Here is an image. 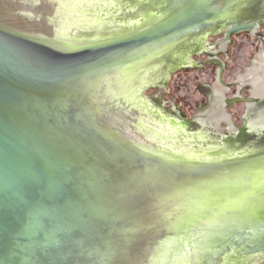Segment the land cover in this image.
I'll use <instances>...</instances> for the list:
<instances>
[{
  "label": "water",
  "instance_id": "obj_1",
  "mask_svg": "<svg viewBox=\"0 0 264 264\" xmlns=\"http://www.w3.org/2000/svg\"><path fill=\"white\" fill-rule=\"evenodd\" d=\"M22 1L25 10L42 4ZM249 1L150 0L156 6L150 22L87 43L58 32L55 18L6 12L46 23L45 34L0 16V264H129L145 245L142 264H167L212 222L228 231L195 262L264 257V153L193 160L118 130L121 138L114 137L103 122L114 110L137 108L165 125L142 84L150 57L196 36L228 32L231 39L255 30L236 20ZM179 60L169 74L180 69ZM119 71L117 88L125 95L107 87L95 100L91 82L107 84Z\"/></svg>",
  "mask_w": 264,
  "mask_h": 264
},
{
  "label": "rangeland",
  "instance_id": "obj_2",
  "mask_svg": "<svg viewBox=\"0 0 264 264\" xmlns=\"http://www.w3.org/2000/svg\"><path fill=\"white\" fill-rule=\"evenodd\" d=\"M114 3L118 7L109 5L112 4L111 1L88 0V4L83 6L79 5V7L77 6L78 0H59L56 15L58 16L60 12L65 13V10L66 13L71 12L70 8H73V10L78 12L76 18L78 16H84L86 19L82 20L80 23H75V27H72L74 29L73 32L69 33L67 37L76 42L87 43L98 39L118 37L136 30L138 27H129L126 23L130 22L132 19H135V21L141 19L145 20V18L148 19L152 16L151 8H156L155 5L150 3V0H114ZM138 4L141 5L139 6L140 9L136 8ZM243 15H247V17L251 19L255 18V21L257 18L264 19V4H251L243 11ZM70 18L74 19L75 17L72 14ZM61 21V19H59V21L57 20V31L67 33L64 23ZM84 22L85 24H83ZM261 33V37L248 33L235 36L227 52L224 51L226 43L221 33L212 35L205 41L199 38V36H196L188 41L187 39L179 41L171 46L169 50H166L159 56L151 57L147 62L148 64L146 67L148 72L145 77L146 80L153 81L156 78L162 80V83L158 81V84L161 83V89L155 84H149L146 86V89H144L148 105L153 106L152 110L161 116H165L166 120L183 122L186 119L189 121L196 119L197 122H195V126L189 123L188 125L186 124V126L184 125L185 127H183V129L191 133L199 132L198 134L206 136L207 138L209 136L208 133H213V131L210 130V128H212L211 126H218L224 120V123L230 124V122L226 120L227 116L222 111L220 115L214 114L211 116L212 112L218 111L221 106L220 101L216 103L217 101L212 91L216 90L219 85L217 81L219 76L221 75L223 81L227 84L238 82V78L250 81L253 88H251V85H247V87L243 89V87L237 85V87L232 86L229 88V91H226L227 98L239 94L244 97L245 101L242 100L231 106L229 108V113L233 117V122L239 126H242L244 122L247 121L248 128L246 132L243 134H236L234 138H237L241 145H245L250 150L239 151V145L226 148L223 145L224 143L220 144L224 142L222 138L220 139L217 137L215 142L213 140L212 143H208V147H217V150H212L210 153L212 157H216L218 161L230 154L235 156L237 154H241V156L246 155L247 151L253 155L264 153V102L263 109L257 113L254 109L251 110L254 103L248 104L247 101L250 99V90L253 93L251 95L256 96V99H264V69L260 74L262 76L260 82L255 83L250 80V78H255V73L251 70L254 68L252 67L254 61L256 59L261 62L264 61V29L261 30ZM200 41L203 43L202 45L200 44L201 48L205 46L207 53L203 52L197 57L193 56L190 66L169 74L171 66L182 56V60L186 59L188 54L190 55V51L197 48ZM213 61H220L221 65L216 66L212 64ZM160 94H162V99L159 98ZM250 110L251 112L248 113ZM222 127L223 130L227 128L225 125H222ZM156 142L158 141L151 139L148 143L152 146L154 143L156 144ZM164 147L171 150L165 145ZM190 147L191 146L186 145L181 148L189 149ZM197 151L199 152L201 150L197 149ZM183 254H188L186 258L185 255L183 258L190 260V264H207L206 259L211 258V256H205V258L195 262V256H197V258L200 257L198 255L199 253L191 254L187 249H183ZM176 256L174 255V259ZM226 264H260V262L258 259L249 262L235 257Z\"/></svg>",
  "mask_w": 264,
  "mask_h": 264
},
{
  "label": "bare ground",
  "instance_id": "obj_3",
  "mask_svg": "<svg viewBox=\"0 0 264 264\" xmlns=\"http://www.w3.org/2000/svg\"><path fill=\"white\" fill-rule=\"evenodd\" d=\"M13 1L16 2V3H14ZM39 1L42 2L41 6L39 8H35L33 10H31V9L25 10L26 6H25V4L23 3L22 0H0V12H1L0 16L8 17V16H6V15L10 14V13L7 14L8 11L9 10H14V9L15 10H22V11H25V12H32L37 18H41V19H43V18L44 19L51 18V20H53L55 18L54 20H55L56 23L54 25H55L56 29L58 27L57 20L59 21V19H61L62 20L61 22L64 23V26L67 29V33H69V32L72 33L73 32V30H74L73 28L75 27L74 26L75 23H77V22L80 23V22H82V20L86 19L84 16H78L76 18V15L78 14V12L73 10V8H70L71 12L67 11L68 13H66V10H65V13H61L60 12L58 14V16H57L56 15L57 14L56 9H57V6H59V0H39ZM100 1H102V0H100ZM105 1L106 2L111 1L112 4H109V5L117 6L114 3V0H105ZM116 3H117V1H116ZM85 4H88V0H78V5L77 6H79V5L83 6ZM66 14H68V15H66ZM72 14L75 17L74 19L70 18V16ZM92 14H93V12H92ZM152 18H154L153 15L151 17H149L148 19L145 18V20L141 19V20L135 21V19H132V20H130V22H128L126 24L129 27H134L135 26V27L139 28V27L143 26L144 24L148 23ZM226 18H229V15ZM8 19H11L13 21V23L15 22L14 24L18 25L19 27H21V29L31 30L33 32H43L45 34H49L51 32L50 27L46 23H43L41 25H37L35 23L29 22L27 19L26 20L25 19H14V18H10V17H8ZM83 24H85V22ZM131 29H134V28H131ZM151 55H153V54L152 53H146L144 57L151 56ZM151 57H153V56H151ZM186 61H187V59H183V60L181 59L179 61V66L185 64ZM127 72H129V70ZM123 73H124V71L123 72L119 71L117 73H114L113 74V78L111 80H109L107 84H106V80L105 79H102L101 82H100V80H98L97 82H91L92 83L91 89L94 90V93L92 94L93 98L96 100V97L98 96V94L100 96L105 95V93L107 91V89H106L107 87L113 89V91L110 92V94H112L115 91L116 92L115 95L116 94L119 95V96L125 95L124 91H122L121 88H119V89L117 88L119 86V84L123 85V83H121V80H120V78H121ZM131 76H132V74L129 75L128 79H130ZM159 80L160 79H157V78L155 80H153V81H148V79L147 80L144 79L142 84H144L145 86H147L149 84H156L157 83L156 81H159ZM112 86H114V88ZM107 94L110 95L108 92H107ZM131 103L133 104V105H131L132 107H137L135 102H131ZM139 105L141 106L142 103H139ZM131 109H133V108H131ZM136 110H137V108L134 109L133 111L130 110V112H132L131 114L129 112H126V111L122 112V110H114V111L111 112V116H110L111 119L110 120H106L105 119V121L103 120V122L108 123L107 126L109 128H113V130H115L114 134H113L114 137L121 138V136L116 134V131L118 130L125 137H127L128 139H130L132 141L137 142L138 144L140 143V144H145V145L151 146L148 142L151 139L152 140L155 139V140L158 141V142H156L157 145H160L164 149H166L164 147V145H165V146H167L168 148L171 149L170 151L174 152L175 154H178L179 156H182V157H185V158H189V159H193V160H203V161H206V162L218 161V160H216L217 158L216 157H212V154L210 153V151H212V150H217V147L216 148L215 147H210V146L208 147V138L206 136H203L201 134L200 135L198 134L196 136V138H198L196 140V142L200 141V143H199L200 147L196 148V147H194V145H195L194 143H191V142L185 143V141H193L195 137H193L191 135H190V137H185V136L181 135L180 133H183V131L181 132L180 129H176L175 126H173L172 124L168 125L167 127L165 125L160 126L158 123H156L155 119H152V118H154L153 117L154 115L147 114L148 110H146V113H144V114L143 113L139 114V113H137ZM132 117L133 118L136 117L135 118L136 120L133 123H131L132 121L130 120ZM147 126H151L153 128V132H149L147 130V128H146ZM168 139L170 140V144H165L166 143L165 140H168ZM178 140L182 141L181 143L183 144V146L189 145L191 147L189 149L188 148H183V149L179 148L175 144V142L178 141ZM183 140H185V141H183ZM197 149H200L202 152L201 151L198 152ZM240 156H241V154H237L236 156L235 155H231V157H240ZM237 208H238V206L236 207V209ZM231 226H234L233 222L230 223L229 227H231ZM205 229L207 230L208 233H206ZM205 229L202 230L201 234L197 233V234L193 235V237H191L193 242H191L190 244L185 243L184 246H183V249H187L191 254H196V253L198 254V253H201V251H204V250H207V249L209 250L210 245L212 243H214L211 240L214 239V238L217 239L216 241H219V240L223 239L222 238L223 235H224L223 233H226L228 231L226 227H220L219 225L217 226L213 222L211 224H208V226H206ZM211 231H213L212 232L213 233L212 236L210 235ZM221 232H223V233H221ZM197 237H200V240H198ZM204 245H207V247L204 246ZM198 247L201 248L202 250L199 249ZM183 249L181 250L180 253L174 252V255L175 256L178 255V256H176L175 259H174V256H173L171 259L168 260L169 262H167V264H190L189 263L190 260L183 258L184 255H185V258L188 255V254H183ZM133 251H134V248L130 251L131 255H132ZM149 251H150V248L148 247V245L147 246L145 245L143 247V250H142V252H143L142 256L140 257V255H139L138 258L135 257V261H132V257H131V259H130L131 261H130L129 264H142L143 258L149 253ZM210 256L212 257V255H210ZM263 258L264 257H259V258L251 259V260H257L258 259L260 264H264V259ZM262 259H263V261H262Z\"/></svg>",
  "mask_w": 264,
  "mask_h": 264
},
{
  "label": "flooded vegetation",
  "instance_id": "obj_4",
  "mask_svg": "<svg viewBox=\"0 0 264 264\" xmlns=\"http://www.w3.org/2000/svg\"><path fill=\"white\" fill-rule=\"evenodd\" d=\"M256 3L257 4H259V3L264 4V0H251L248 3H245L237 11L238 12V16L236 17V20H239L240 23H250V24H253L255 26V30H253V31H246V32H242V33H248V34H252V35L257 36V37H261V35H262L261 30L264 29V19L257 18L256 21L257 20L258 21L256 22L255 21V18H252L251 19V18H248L247 15L246 16L243 15V11H245V9L248 6H250L251 4H256ZM242 33H239V34H242ZM221 34H222V36L224 38V41L226 43V46H225V50L224 51L227 52L228 51V47L231 44L233 38L235 36L239 35V34L233 35L231 39H228V37H227L228 32H221ZM201 38H202L203 41H205L207 39V37H205V36H202ZM200 44L202 45L203 43L200 41L198 43L197 48H195V49H193V50L190 51V55L187 56V58H186L187 61L185 62V64L179 66L180 69H177V70H182V69L187 68L188 66H190L191 63H192L191 58L193 56H196L197 57V56L201 55L203 52H206L207 53V51L205 50L206 47L203 46L201 48V45ZM199 45H200V48H199ZM192 52H194L193 55H192ZM212 64H215L216 66H220L221 65L220 64V61H213ZM196 67H197V64H196ZM252 67H254V68H252ZM252 67H251L252 68L251 70H252V72L255 73V78H250V80H251V82L258 83V82H260L262 80V76L260 74H261V72L264 69V61L261 62L258 59H256L254 61ZM217 81H218V84L219 85L217 86L216 90H212V91H213V93L215 95V99L217 101L216 103H219V101H220L221 106L219 107V110L218 111H213L212 114H211V116L214 115V114H219L220 115V112L222 111L227 116V119L226 120H228L230 122V124L229 123H224L225 120L222 121V123H220L218 126L215 123H213L216 126H211L212 128H210V130L213 131V133H208L209 134V136H208V143H212L213 140L215 142V139L218 137L220 139L222 138V140L224 142H222L220 144H223L224 143L223 145L226 148L239 145L240 146L239 147L240 148L239 151L247 150L249 148H247L245 145H241L238 142V139L237 138H234V135L241 134V133L242 134L245 133L246 132V129L248 128L247 127L248 123L246 121V122H244V124L242 126H239V125L235 124L233 122L232 115L229 113V108L231 106H233L234 104H237V103L241 102L242 100H244V97L241 94H239V95H233L231 98H227L226 97V91H229V88L232 87V86L237 87V85L243 87V89H244L245 87H247V85H251L250 84V81L243 80L242 78H238V82H236L234 84H227V83H225L223 81L221 75L219 76V78H218ZM159 82L162 83V80L160 79ZM161 83L158 84V81H157V83L155 85L156 86H159V88L161 89V87H160V84ZM247 83H249V84H247ZM251 88H253L252 85H251ZM162 90H163V88H162ZM251 94H253V93L250 90V96L249 97L252 98L253 101H248V104H253L254 103V106L251 108V110L254 109L258 113V112L261 111V109H263L264 99H256V96H254V95L252 96ZM159 98L162 99V94L159 95ZM246 103H244V104H246ZM251 110L248 111V113L251 112ZM163 118H165V116H163ZM195 118H197V117H195ZM154 119H155V117H154ZM195 122H197L196 119H194V120L192 119L191 121H189L188 119H186L183 122H178L181 125H177V126H175V128L176 129H180L181 132L183 131V133H180V134L183 135V136H185V137H190V135L193 136V137H195L193 141H185V140H183V141H185V143L191 142V143H194L195 144L194 147H200V145H197V144L200 143V141L199 142H196V140L198 139V138H196V136L198 135L199 132L191 133V132H187V131H185L183 129V127H185L186 124L188 125L189 123H191L193 126H195ZM170 124H171L170 123V120H167V123L165 124V126L167 127ZM222 125H225L227 128H225V130H223ZM165 142L170 144V140L169 139L168 140H165ZM181 142L182 141L178 140V141L175 142V144L179 148L184 147Z\"/></svg>",
  "mask_w": 264,
  "mask_h": 264
}]
</instances>
